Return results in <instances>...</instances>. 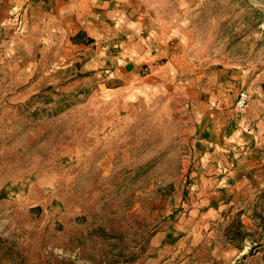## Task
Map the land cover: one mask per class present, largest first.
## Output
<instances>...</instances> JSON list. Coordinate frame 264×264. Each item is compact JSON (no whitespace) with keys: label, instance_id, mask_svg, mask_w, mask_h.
I'll use <instances>...</instances> for the list:
<instances>
[{"label":"rangeland","instance_id":"obj_1","mask_svg":"<svg viewBox=\"0 0 264 264\" xmlns=\"http://www.w3.org/2000/svg\"><path fill=\"white\" fill-rule=\"evenodd\" d=\"M131 3L93 44L0 0V264H264V0Z\"/></svg>","mask_w":264,"mask_h":264},{"label":"crops","instance_id":"obj_2","mask_svg":"<svg viewBox=\"0 0 264 264\" xmlns=\"http://www.w3.org/2000/svg\"><path fill=\"white\" fill-rule=\"evenodd\" d=\"M9 1L16 7V10L11 13H16L19 9L18 15L20 9L26 3L22 13L24 27L28 26L29 22L38 29L39 27H47L50 32L61 35L66 42L78 36L81 39L91 40L94 44L95 41L103 39L108 32L116 34L111 35L115 38L121 32L122 35H127L130 39L131 36H136L137 32H142L139 26V21L142 24V14H137L135 6L131 3L136 0ZM158 27L160 32H165L163 26ZM148 29L150 32L153 25H149ZM119 47L120 51H117L116 57L113 59H102L100 57L102 54L97 52L85 69H99L107 63L111 64L112 67L120 68L131 65L137 69V66L146 65L151 59L159 58L151 49H148L147 52L143 51L140 43L125 44ZM72 48L75 49L73 46ZM77 48L80 49V47ZM162 57H168V53H162ZM168 59L173 60V56ZM207 125L208 123H205L202 127L201 138L206 143H216L218 136H214L212 133L208 135L204 132ZM210 128H213V126L209 125L208 129Z\"/></svg>","mask_w":264,"mask_h":264},{"label":"built area","instance_id":"obj_3","mask_svg":"<svg viewBox=\"0 0 264 264\" xmlns=\"http://www.w3.org/2000/svg\"><path fill=\"white\" fill-rule=\"evenodd\" d=\"M247 101H248L247 93L244 92V91H241L238 94V96L236 98V102H235V105H236L237 109H243L244 106L246 105Z\"/></svg>","mask_w":264,"mask_h":264},{"label":"trees","instance_id":"obj_4","mask_svg":"<svg viewBox=\"0 0 264 264\" xmlns=\"http://www.w3.org/2000/svg\"><path fill=\"white\" fill-rule=\"evenodd\" d=\"M90 41H88L87 43H89Z\"/></svg>","mask_w":264,"mask_h":264}]
</instances>
